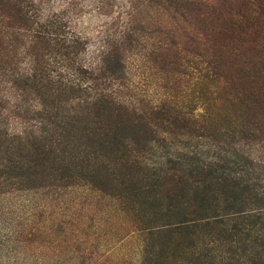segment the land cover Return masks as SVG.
Masks as SVG:
<instances>
[{"label": "rangeland", "instance_id": "obj_1", "mask_svg": "<svg viewBox=\"0 0 264 264\" xmlns=\"http://www.w3.org/2000/svg\"><path fill=\"white\" fill-rule=\"evenodd\" d=\"M35 1L46 14L62 16L70 35L85 40L81 59L92 67L99 62L102 52L116 47L137 6L140 38L135 40L129 54L127 78L123 82L131 85V90H125L126 95L136 94L140 103L128 130L123 131L125 137L119 140L118 150L105 142L106 139L110 142L118 117L97 116L93 106L80 95L62 100L50 98L52 106L58 109L52 111L58 125L55 141L46 142L43 152L0 136V160L7 158L10 164L11 152L22 159V167L10 171V183L0 186V213L7 211L6 220L13 223L0 222L1 234L21 223L24 240L19 252L32 264H155L150 263V258L156 255L160 264L203 263L205 259L196 261L198 256L192 254L187 238L161 227L167 222L157 213L156 207L161 205L149 199L155 192L167 194L175 188L187 190L191 186V181H171L176 170H169L167 165L159 169L157 165L176 155L170 140H164L166 133L162 127H155L151 118L150 105L165 98L162 79H158L161 70H175L167 76L176 83L177 98L188 100L191 93L189 72L178 73L175 64L163 67V59L159 58L162 50L158 48L178 41L189 43L193 34L201 30L213 32L216 27L224 28L221 46L208 39L203 47L208 51L205 56L222 63L233 80L252 81L256 94L264 101V0ZM249 5L258 11L257 23L249 26L240 17L239 30L228 31V23L247 12ZM226 87L224 82L219 86L224 92H220V105L229 106L231 96L225 94ZM35 92L32 88L27 91L25 99L29 104L37 97ZM203 112L204 105L200 103L195 114ZM230 125L236 128L235 116L226 118L219 114L205 134L197 132L200 136L192 143L202 151V160L213 161L215 156L221 160V144L234 139L223 137L225 127ZM211 141L217 146L208 147ZM215 170V177L223 172L219 167ZM232 170L228 173L236 178L247 173L255 176L253 170L247 173ZM179 173L184 180L188 178L184 170ZM214 183L219 184L216 180ZM18 208L24 218L17 217ZM216 263L219 264L218 260Z\"/></svg>", "mask_w": 264, "mask_h": 264}, {"label": "trees", "instance_id": "obj_2", "mask_svg": "<svg viewBox=\"0 0 264 264\" xmlns=\"http://www.w3.org/2000/svg\"><path fill=\"white\" fill-rule=\"evenodd\" d=\"M254 8L249 5L247 12L228 23V31L236 33L239 30L240 17L245 24L254 26L258 19V11ZM139 11L134 6L130 25L116 47L102 52L99 62L92 67L81 59L85 40L66 31L68 25L62 16L55 18L46 14L35 0H0V136L7 137L11 143L29 144L30 148L43 152L46 142L55 141L58 125L52 114L58 109L52 106L50 98L62 100L80 95L93 106L97 116L112 114L118 117L110 142L105 140L109 147L118 150L119 140L125 137L123 131L128 130V123L132 122L131 117L140 103L136 94L126 95L125 90H131V85L123 82L127 78L129 54L135 40L140 38ZM223 29L201 30V34H193L189 43L178 41L158 48L162 50L159 58L163 59V67L175 64L179 67L178 73L189 72L191 93L188 100H185L187 97L177 98L174 95L176 83L167 76L173 75L175 70H161L163 73L158 79H162L165 98L150 105L151 118L155 127H162L166 133L164 140H170L176 155L157 165L159 169L167 165L169 170H176L171 181H191V186L187 190L175 188L167 194L155 192L149 199L161 205L153 204L167 221L161 227L187 238L192 254L198 256L196 261L205 259L200 264H217L216 260L219 264H264V101L256 94L252 81L233 80L222 63L205 56L208 51L203 47L208 39L221 46ZM223 82L227 86L225 94L231 96L229 106L220 105L224 92L219 86ZM30 88L37 95L33 104L25 99ZM200 103L204 105V112L195 114ZM219 114L226 118L235 116L236 128L226 126L223 132V137L234 139L221 144V160H216L215 156L208 162L201 159L202 151L192 142L205 134ZM198 131L201 132L199 136ZM212 145L217 146V143L211 141L208 147ZM11 154L10 164L7 158L0 160V186L10 183V171L22 167L18 154ZM213 167L223 171L220 176H213ZM232 169L242 173L253 170L255 176L247 173V176L236 178L228 173ZM182 170L187 172L185 180L182 175L178 176ZM18 209L17 217L24 218L21 208ZM6 214L7 211H1L0 222L13 224L8 223ZM20 225L10 227L7 234L0 232V264H32L19 252L24 240ZM158 259L159 255L152 256L150 263L160 264Z\"/></svg>", "mask_w": 264, "mask_h": 264}]
</instances>
